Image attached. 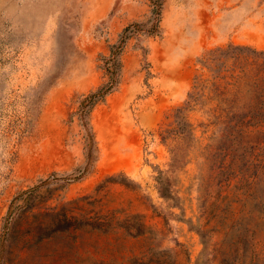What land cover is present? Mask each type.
I'll return each instance as SVG.
<instances>
[{
    "label": "rangeland",
    "instance_id": "374dc122",
    "mask_svg": "<svg viewBox=\"0 0 264 264\" xmlns=\"http://www.w3.org/2000/svg\"><path fill=\"white\" fill-rule=\"evenodd\" d=\"M228 44L264 51V0H0V264H264V60L214 79L200 59ZM200 81L174 206L159 133ZM116 209L147 232L101 226Z\"/></svg>",
    "mask_w": 264,
    "mask_h": 264
},
{
    "label": "trees",
    "instance_id": "16d2710c",
    "mask_svg": "<svg viewBox=\"0 0 264 264\" xmlns=\"http://www.w3.org/2000/svg\"><path fill=\"white\" fill-rule=\"evenodd\" d=\"M127 28L124 29V34ZM122 34L119 41L110 47V54L105 58V68L109 74V80L100 86L95 92L90 93L84 101L87 104L92 105L98 99L104 97L109 93L116 83V78L114 75L117 74L120 67L119 56L123 48V42L126 35ZM248 52L250 54H248ZM230 59L240 60L241 65L244 64H254L255 61L259 59L264 60V51H257L249 46H240L228 44L226 47H217L215 49L207 51V53L201 57L200 63L202 66L206 67L212 74V78H219L222 67ZM249 59L251 60L250 62ZM244 60V61H242ZM264 81V78L260 79ZM204 97V81L196 82L192 87V90L187 93L186 98L182 101L180 105L172 110L170 115L171 122L168 124V128L162 129L160 131L161 141L164 144H169V151L171 154L170 162L168 164L167 170H161L157 168V175L155 176V181L157 184L158 192L160 197L172 201L175 206L178 204L179 197L172 191V179L170 173L175 170V168L182 162V146L188 142L193 135V126L189 121V111L193 109L194 106L199 105L203 102ZM120 183L125 187L129 188L132 184L126 177L121 175H110L104 178L100 183ZM86 199V196L80 197L77 200ZM118 210H112L104 217L97 218L101 226L115 230L121 228L126 231L130 237H138L144 235L146 231L145 222L136 215H127L122 221H119L118 217H115V213ZM200 238L202 239L204 247H207V240L203 232L198 231ZM164 260L158 261V264H164Z\"/></svg>",
    "mask_w": 264,
    "mask_h": 264
}]
</instances>
